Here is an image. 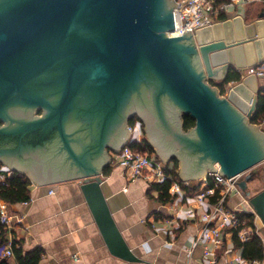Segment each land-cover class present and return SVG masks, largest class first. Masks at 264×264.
Returning <instances> with one entry per match:
<instances>
[{
    "label": "water",
    "instance_id": "obj_1",
    "mask_svg": "<svg viewBox=\"0 0 264 264\" xmlns=\"http://www.w3.org/2000/svg\"><path fill=\"white\" fill-rule=\"evenodd\" d=\"M175 4L0 0V135L10 110L42 106V134H51L48 123L58 129L63 144L57 153L64 154L67 168L11 161L45 147L15 149L2 141L0 162L35 183L78 179L109 250L127 262L144 260L125 239L102 184L103 169L111 160L106 146L121 151L132 136L125 126L135 113L157 128L155 134L146 131L162 159L167 163L175 155L183 161L184 181L217 171L214 162L220 163L221 174L231 177L264 161V132L250 123L262 89L260 78L251 74L233 85L227 82L236 68L264 62V31H259L264 18L247 23L236 15L195 34L187 29L172 37L168 33L175 25ZM55 70H60L54 86L58 93L50 88L42 93L35 85ZM222 84L229 86L227 94ZM145 90L151 103L135 112L132 102ZM181 114L196 120L189 133L182 130ZM255 173L251 170L239 186L264 223V189L254 195L249 189Z\"/></svg>",
    "mask_w": 264,
    "mask_h": 264
},
{
    "label": "crops",
    "instance_id": "obj_2",
    "mask_svg": "<svg viewBox=\"0 0 264 264\" xmlns=\"http://www.w3.org/2000/svg\"><path fill=\"white\" fill-rule=\"evenodd\" d=\"M261 27L264 30V25ZM259 84L264 89V77H260ZM134 116L139 118L143 126L139 114L135 113ZM181 118L183 132L189 133L195 126L185 128L183 114ZM129 125L130 122L125 126L128 131ZM143 127L132 134V138L142 140V143L146 139L155 149L152 157L166 163L157 152L158 148L149 141ZM258 129L264 132V125H259ZM106 150L111 160L103 169L104 193L125 239L144 261L127 262L111 253L78 179L73 177L48 183H35L30 179L29 204L5 201L13 218V228L6 234L5 240H20L26 251L41 247L44 256L40 264H229L233 256L243 255V249L235 246L233 234H227L223 246L216 251L215 263L204 257L205 244L196 241L202 228L203 214L209 210L206 203L199 202L195 197L206 184L205 177L184 181L180 177L183 161L175 155L171 156L166 164L168 169H172L176 161L181 181L191 187L200 183L202 186L192 196L182 190L176 199L164 204L158 198L159 192L152 190L155 181L144 176L129 180L113 155L115 150L109 146H106ZM213 165L220 170L219 162ZM11 170L3 164L0 168V182L6 180V173L3 172L11 173ZM242 199L241 194H231L229 204L237 206ZM257 225L264 234V223L260 217ZM1 241L0 235V264L4 259L8 264H18L15 255L9 258L3 256Z\"/></svg>",
    "mask_w": 264,
    "mask_h": 264
},
{
    "label": "built area",
    "instance_id": "obj_3",
    "mask_svg": "<svg viewBox=\"0 0 264 264\" xmlns=\"http://www.w3.org/2000/svg\"><path fill=\"white\" fill-rule=\"evenodd\" d=\"M256 0H175L178 4L174 6V29L169 31V36L183 35L187 29L193 34L198 29L213 25L218 21L225 20L229 17L242 15L245 17L247 5ZM235 71L241 74L240 80L231 81L230 85L241 81L247 75L255 74L259 78L264 77V63L248 66L244 70L236 68ZM229 86L226 87L224 94L228 93ZM258 125H264V119ZM142 127V122L138 120L134 125H129L128 129L131 134ZM132 142L142 144V140L136 141L132 138L121 147V151H115L113 155L116 157L118 165L123 169L124 175L131 181L140 177H146L152 181L161 182L171 177L167 173V163L156 160L150 156L148 152H143L131 145ZM246 172L239 173L234 176L221 174L220 170L210 172L205 177L206 184L196 194L199 202H204L208 205L209 210L203 214L202 228L196 236L197 242H202L204 246V257L211 263L217 261L216 251L220 249L225 241L227 234L238 233V237L247 241L253 234H258L263 240L261 227L257 225L259 216L255 211L248 209L245 206V199L237 206L229 204V196L231 194H241L239 182L242 180ZM214 178L215 186L207 187L208 177ZM2 180L0 183H4ZM217 189H220V197L216 202H211L210 198L216 194ZM173 193H181L182 188L178 181L173 182ZM53 192V190H51ZM31 200L24 201V204H29ZM243 206V207H241ZM255 214V227L248 224V220L242 214ZM257 216V219H256ZM12 216L8 209V204L0 197V221L10 233L13 228ZM14 240L8 238L3 244L2 254L5 258L14 256L13 249ZM20 246V245H18ZM77 258V257H75ZM229 264H262V260H248L243 255H236L229 261Z\"/></svg>",
    "mask_w": 264,
    "mask_h": 264
},
{
    "label": "trees",
    "instance_id": "obj_4",
    "mask_svg": "<svg viewBox=\"0 0 264 264\" xmlns=\"http://www.w3.org/2000/svg\"><path fill=\"white\" fill-rule=\"evenodd\" d=\"M261 2L263 3V7H264V0H261ZM261 16L264 17V8L263 11L259 14L260 18ZM240 78H241L240 73H238L237 71H232L229 74L227 82L229 83L231 81L240 80ZM225 84L221 85L223 93L225 92ZM183 118H184L185 128L188 129L195 126L196 120L191 115L185 114ZM263 119H264V89H261L259 93V101H258L257 109L254 115L251 117V122L260 123ZM138 120L139 118L137 116H134L130 120V125H134ZM131 145L143 152H148L150 156H152L155 153L154 147L146 139H144V142L142 144L132 142ZM2 166L3 164L0 162V168ZM177 168H178V163L175 161L174 167L172 169L167 168L168 169L167 173L168 175H171V177L167 176L165 180L152 184V190H157L159 192L158 198L164 204L178 197V193H173L171 190L174 181H178L181 185L182 190L185 191L186 195H191V196L194 195L196 192H198L202 186V183H200L191 187L189 184H186L183 181H181L177 174ZM107 172H108V168H106L105 170V173ZM3 173H6V180L4 183H0V197L4 201L16 204L27 201L31 198V191L29 188L31 185V180L25 173H21L14 170H11V173L6 171H4ZM214 186H215L214 178L212 176H209L207 181V187L209 188ZM219 197H220V189H217L216 194L211 196L210 200L211 202L214 203L218 200ZM242 215L247 218L249 225L255 227V214L245 213ZM7 233H8L7 228L0 221V235L2 237L1 244H4L6 242L5 237ZM233 236H234L235 246L243 249V256L246 259L248 260L264 259V241L258 234H253L250 237V239L247 241L241 240L238 237L237 232H234ZM13 249L18 264H40L44 256V250L41 247H37L32 250L26 251L21 246V241L17 239L14 240ZM1 264H8V262L6 261V259H4L2 260Z\"/></svg>",
    "mask_w": 264,
    "mask_h": 264
},
{
    "label": "flooded vegetation",
    "instance_id": "obj_5",
    "mask_svg": "<svg viewBox=\"0 0 264 264\" xmlns=\"http://www.w3.org/2000/svg\"><path fill=\"white\" fill-rule=\"evenodd\" d=\"M59 71L60 70H55L48 79H41V81L35 85L36 87L38 86V90L44 93L50 88V93L57 94L59 88H54V86L59 83L56 81L60 77ZM51 88H53V91ZM148 93L149 92L146 90L143 91V93L136 97V99L132 102V107L135 108V112H138V109L144 110L146 106L150 105L151 98L149 97ZM81 98L82 97L80 95L77 96L78 101L79 99L81 100ZM82 103L83 102L79 101V106L82 105ZM39 108L40 109L13 108L10 110L8 113L10 119L1 122V126L6 128V130H4L5 132L0 135V142L2 141L1 144H6L7 147L15 149L22 148L23 150H26L30 144L35 145V147H45L44 149L38 148V152L35 153H24L19 157H14L11 161H16L23 165L39 163L49 166L51 164H59V166L64 165V168H67L65 167V165H67V161L64 154L57 153V148L59 145L63 144V142L60 140V137L56 134L58 129H56L53 124L48 123L47 125L50 127L49 131L51 134H42L44 123L42 119L40 120V118L43 117L46 112L44 107L40 106ZM70 124V127L74 129L76 123L71 122ZM143 124L146 126V128L150 129L151 132L154 130V128L150 126L146 119H143ZM14 130L17 131L15 132ZM155 130H157V128ZM155 130L154 134L157 132ZM30 132H32L33 135ZM1 163L4 164L3 162ZM70 168L71 166L68 169ZM256 174L257 173H255V175Z\"/></svg>",
    "mask_w": 264,
    "mask_h": 264
},
{
    "label": "rangeland",
    "instance_id": "obj_6",
    "mask_svg": "<svg viewBox=\"0 0 264 264\" xmlns=\"http://www.w3.org/2000/svg\"><path fill=\"white\" fill-rule=\"evenodd\" d=\"M263 3L261 2V0H256L250 4L247 5L246 11H245V21L247 23L252 22L254 20H257L259 18V14L263 11ZM254 19V20H253ZM264 63V62H263ZM144 126V127H143ZM142 127L146 130V126L143 125ZM251 170H255L256 171V175H255V180H253L252 182L249 183V189L253 191V195L260 192L261 190L264 189V161L259 163L258 165L254 166L252 169L248 170L244 177L242 179L245 178V176L251 171ZM242 191V190H241ZM241 195L243 197L242 200H248L249 201V197H247L245 195L244 192H241ZM242 203V201H241ZM245 206L248 209H251L252 211H254V209L252 208L251 204L249 202L245 203ZM243 207V206H241ZM257 219V216H256Z\"/></svg>",
    "mask_w": 264,
    "mask_h": 264
},
{
    "label": "bare ground",
    "instance_id": "obj_7",
    "mask_svg": "<svg viewBox=\"0 0 264 264\" xmlns=\"http://www.w3.org/2000/svg\"><path fill=\"white\" fill-rule=\"evenodd\" d=\"M261 26H262V25H261ZM261 26L259 27V31H260L261 33H263L264 30H263V28H262Z\"/></svg>",
    "mask_w": 264,
    "mask_h": 264
}]
</instances>
